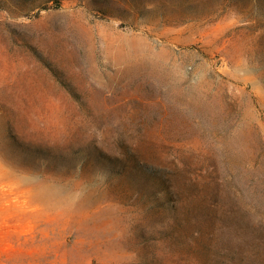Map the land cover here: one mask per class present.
<instances>
[{
    "label": "rangeland",
    "instance_id": "1",
    "mask_svg": "<svg viewBox=\"0 0 264 264\" xmlns=\"http://www.w3.org/2000/svg\"><path fill=\"white\" fill-rule=\"evenodd\" d=\"M0 264H264V0H0Z\"/></svg>",
    "mask_w": 264,
    "mask_h": 264
}]
</instances>
